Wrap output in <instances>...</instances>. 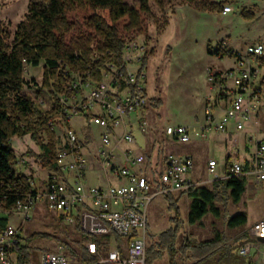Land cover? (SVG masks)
Here are the masks:
<instances>
[{"label": "built area", "instance_id": "2783aa9c", "mask_svg": "<svg viewBox=\"0 0 264 264\" xmlns=\"http://www.w3.org/2000/svg\"><path fill=\"white\" fill-rule=\"evenodd\" d=\"M220 7L223 15L231 11L227 4ZM89 32L94 46L97 38L91 28ZM119 34L123 41L120 62H104L97 79L89 67L73 70L63 65L62 83L55 88L50 82L48 91L53 95L56 111L55 120H48L47 127L56 140L57 171H48L41 193L36 192L31 182L34 194L17 202L8 213L18 215L24 223L29 220L34 204L43 199L49 211L58 214L67 225L77 226L85 235L84 249L96 257L94 264H145L146 210L153 194L187 192L202 184L185 178L193 168L189 156L166 154L158 174L134 170L147 168L145 156L132 147L134 131L147 133L145 111L149 98L146 75L141 68L147 50L144 37H138L136 30L127 31L120 26ZM221 48L226 49L224 43ZM100 56L93 48L92 60ZM227 56L233 60L231 68L205 71L209 95L198 136L204 139L213 132L239 133L243 131V122L252 123L254 130L247 133L242 150L246 159L227 161L220 178H242L249 182L248 189L264 191V93L258 82L264 46L250 44L242 50H232ZM75 116L84 119L83 128L90 129L89 132L92 127L99 129L97 135L90 134L96 140V152L87 151L81 132L72 126ZM163 133L165 139L178 144L191 139V131L184 125H166ZM86 152L97 159L106 177L113 176L124 183L104 188L86 186ZM216 168L217 162L207 160L208 175L215 176ZM18 230L10 224L0 230V264H20L14 251L17 245L24 244ZM246 236L236 254L246 258L258 253L264 264V251L260 249V245L264 246V218L253 222ZM28 264H69V261L64 249L57 247L40 253Z\"/></svg>", "mask_w": 264, "mask_h": 264}, {"label": "rangeland", "instance_id": "374dc122", "mask_svg": "<svg viewBox=\"0 0 264 264\" xmlns=\"http://www.w3.org/2000/svg\"><path fill=\"white\" fill-rule=\"evenodd\" d=\"M221 1L222 3L217 4L214 0H162L161 5H158L149 0V11L142 15V24L146 28L147 35L138 34V37H144L146 50H152V55L148 57L146 66L143 68L146 75L145 89L149 98L147 108L152 119L147 125V130L152 128L157 134L156 138L152 137V139L157 140L158 137L163 142L162 155L167 151H172L173 155L190 154L193 168L188 172L187 177L199 179L198 182L204 187H210V181L214 177H222L227 161L237 160L236 156L228 159L226 156L232 150L235 152L236 149H240L241 153L244 145L242 134L252 132L254 126L252 123L243 122L242 132H232L230 135L213 132L197 144H176L168 149L164 146V126L183 124L195 131V127L203 121L204 104L209 95L206 69L217 67L229 69L233 66V60L228 56L215 59L217 57L214 56L213 51L218 43L222 42L225 46L227 45L228 50L239 48L242 50L254 43H261L264 46V0ZM29 2L30 0H0V23L3 25L7 44L12 41L16 25L24 19ZM124 2L130 7L137 4V0H125ZM221 4H227L231 11L222 15ZM243 10L251 13V18L243 17L241 15ZM92 14L106 21L109 19L108 11L100 9L94 12L75 10L68 14L69 31L64 38L67 43L80 36H90L88 19ZM42 73V62L36 67L25 65L23 77L28 84L24 85L22 93L30 96L41 108L48 109L53 99L48 89L42 86ZM259 74L258 82H261L264 77V62L261 63ZM262 90L264 93V86ZM150 98L158 100L159 107L154 108ZM152 121H154V127ZM71 124L79 131L84 127V119L75 116ZM93 131L98 132V128L93 127ZM135 136L137 143L141 144L142 136L138 134ZM10 143L16 156L14 170L25 176L32 175L33 188L37 193H41L40 184L47 171L41 169L34 158L25 155L28 150L38 153V147L29 136L13 138ZM209 159L217 162L215 176L208 175L205 170ZM87 162L93 168L99 167L97 159H94L92 155L87 157ZM28 168L36 169L30 171ZM89 182L99 183L94 180ZM248 183L245 181V191L238 202L228 201L226 205L218 204L219 216L208 213L200 224L193 226L186 222L189 200L186 195L180 196L178 205L183 225L177 235L176 247L179 248L184 240L194 243L210 240L216 233L224 235L228 238V242H231L242 235V232L246 231L253 222L263 218L264 191L248 189ZM171 193L178 195V192ZM240 213L245 215V223L235 228L227 227V220ZM3 214L8 224L19 229L18 232L23 239L22 243L28 241L33 260L44 251L62 247L69 264H80L78 258L74 257L67 247L79 255L85 248V235L77 231L76 227L67 225L58 214L49 211L43 199L34 204L29 212V220L24 223L14 213L0 211V215ZM169 217L165 194H153L146 210V247L149 246L151 237L157 236L169 227ZM34 233L47 234L48 238L29 239ZM260 249L264 251V246L260 245ZM178 262L179 264H193L190 253ZM152 264H168L167 254ZM251 264H263L261 255L256 253Z\"/></svg>", "mask_w": 264, "mask_h": 264}, {"label": "trees", "instance_id": "16d2710c", "mask_svg": "<svg viewBox=\"0 0 264 264\" xmlns=\"http://www.w3.org/2000/svg\"><path fill=\"white\" fill-rule=\"evenodd\" d=\"M125 0H30L27 13L15 28L12 41L7 44L3 25L0 23V211L10 212L17 202L23 201L31 192V176L16 173L13 165L16 161L15 152L11 146L13 138L29 136L38 147L39 152L32 150L25 155L34 158L39 167L49 172H56V140L47 127L48 120H55L56 104L48 109L41 108L30 96L22 93L28 82L23 77L25 65L36 67L43 63L42 86L50 88L63 81V65L70 69L93 70V77H99L98 72L104 62H120L123 41L119 27L127 31L136 30L137 34L146 36V28L142 24V15L149 11V0H137L134 7L128 6ZM161 5L162 0H152ZM215 5V4H214ZM216 6V5H215ZM107 10L108 21L92 14L88 19L91 30L97 38L93 46V36H80L66 42L65 35L69 31L67 16L75 10ZM241 15L251 18L252 14L242 11ZM161 28V27H159ZM218 43L213 51L218 59L230 54L232 50L222 49ZM93 48L101 56L92 60ZM77 55V56H76ZM152 50L145 52L141 68H145ZM264 62V58H262ZM34 83V82H31ZM264 86V77L261 81ZM153 107L160 102L150 98ZM245 191L242 178H219L211 182L210 187L196 186L180 195L171 192L165 194L167 210L170 214L169 227L155 237H151L145 250V264L168 256V264H179L187 253L193 264H248L244 257L236 254V249L246 239L240 235L231 242L224 235L216 233L210 240L194 243L184 240L177 248L176 240L183 221L179 210V197L186 195L189 200L186 222L193 226L201 223L208 213L219 216L218 204L226 205L228 201L238 202ZM244 214H236L227 220V227L235 228L244 224ZM7 219L0 218V230L7 225ZM77 227V226H76ZM78 231V229H76ZM48 238L47 234L34 233L29 239ZM95 239V238H94ZM26 241L15 247L17 260L20 264L33 261L31 248ZM69 252L78 258L80 264H94L96 257L82 249L76 255L69 247Z\"/></svg>", "mask_w": 264, "mask_h": 264}, {"label": "crops", "instance_id": "0c3cea01", "mask_svg": "<svg viewBox=\"0 0 264 264\" xmlns=\"http://www.w3.org/2000/svg\"><path fill=\"white\" fill-rule=\"evenodd\" d=\"M223 15V14H222ZM250 45V44H249ZM227 46V45H226ZM228 47V46H227ZM230 50H235V51H237V50H241V48H239V49H230ZM215 59H218V58H215ZM217 69H223L222 67H217ZM208 88V87H207ZM208 92H209V90H208ZM148 112H149V110H148V108L146 109V111H145V117H146V121H147V125H149L150 124V120H152L151 119V114H150V112H149V114H148ZM152 126L154 127V121H152ZM202 124H203V121L202 122H200L199 124H198V126L197 127H195V131L194 130H192V129H190V131H191V139H190V142H188V143H185V144H179V145H188V144H197V143H199V142H201V140H202V138H199V136H198V132H199V128L202 126ZM166 125H172V124H166ZM176 125H183V124H176ZM184 126H186V125H184ZM188 127V126H187ZM97 128V127H96ZM232 128V127H231ZM90 130V129H89ZM89 130H87V129H79V133L81 132V136H82V138H83V140L85 141V144H87L86 146H87V151H94V149H95V147H96V140H95V138H93L92 139V137L90 136V134L92 133L94 136L95 135H97L98 134V132H99V129H98V132H94L93 131V127L91 128V131L89 132ZM230 133H232V132H230ZM230 133H228L229 135H230ZM234 133V132H233ZM247 133L248 132H244L243 134H242V140H245V137H246V135H247ZM91 134V135H92ZM136 134H138L137 132H135L134 131V135H136ZM139 136H142V138H143V141H142V143L141 144H138L137 143V141H136V136H135V143H134V145L132 146L137 152H139V153H142L144 156H145V167H147V168H134V170L136 171H138V170H143V171H145V172H150V173H156V174H158L159 172H161L162 171V158L166 155V154H173L172 153V151H167L165 154H163L162 155V153H161V150H160V148H159V144H160V142H161V139L159 140V138L157 137V140L155 139L156 138V136H157V134H155L154 132H153V130H152V128H149L148 130H147V133H146V135H141V134H138ZM209 135V134H208ZM207 135V136H208ZM207 136H206V138H207ZM152 137H155V138H153L152 139ZM176 144H178V143H176V142H172V141H170V140H167V139H165V143H164V145H165V147L168 149L169 147H171V146H175ZM93 145H94V148H93ZM93 148V149H92ZM174 155H176V154H174ZM88 156H91V154H89L88 152H86V157H88ZM176 156H189L190 158H191V156H190V154H188V153H185L184 155H176ZM232 156H236V158H237V160L238 159H240L239 161H243V160H245L246 159V153H245V155L243 154V151H241V153H240V149H236V151L234 152L233 150L232 151H230L228 154H227V156H226V158L228 159V158H231ZM192 159V158H191ZM96 168H93L92 166H90V165H88V168L86 169V171H85V185L86 186H88V187H102V188H104V187H106V186H108V185H113V186H117V185H120V184H122V183H124V180H122V179H118V178H115V177H113V176H105L104 174H103V172H102V170H101V168H97V166H95ZM29 169V168H28ZM36 168H30L29 170L31 171H33V170H35ZM206 170V169H205ZM223 173V172H222ZM188 174V173H187ZM187 174H186V176H185V178H186V180H188V181H190V182H192V183H196V182H198L199 181V179H197V178H189V177H187ZM47 175H48V171H47V173H46V176H45V178L43 179V181L41 182V184H40V188H41V190H42V187H43V185H44V182H45V180H46V178H47ZM28 176H31L32 177V175H28ZM215 179H219V177H214V179L213 180H215ZM95 181V182H99L98 184H92V183H90L89 181ZM213 180H211L210 182H212ZM263 191V190H262ZM181 193H179L178 192V195H180ZM183 196V195H182ZM185 196V195H184ZM2 212V211H1ZM0 218H6L5 216H4V214L3 215H0ZM264 218V217H263ZM260 219H262V218H260ZM7 223H8V221H7ZM243 234H245L246 235V231H243L242 232ZM255 255H252L251 257H246V259H247V261H248V264H251V260H252V258L254 257Z\"/></svg>", "mask_w": 264, "mask_h": 264}]
</instances>
